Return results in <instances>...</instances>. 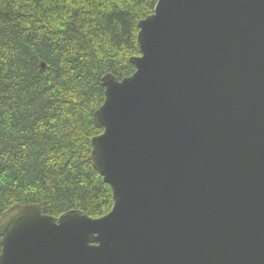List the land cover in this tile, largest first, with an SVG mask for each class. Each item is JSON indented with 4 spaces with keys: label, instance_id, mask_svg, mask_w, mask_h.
<instances>
[{
    "label": "water",
    "instance_id": "95a60500",
    "mask_svg": "<svg viewBox=\"0 0 264 264\" xmlns=\"http://www.w3.org/2000/svg\"><path fill=\"white\" fill-rule=\"evenodd\" d=\"M137 43L93 113L111 209L13 204L0 264H264V0H157Z\"/></svg>",
    "mask_w": 264,
    "mask_h": 264
},
{
    "label": "trees",
    "instance_id": "16d2710c",
    "mask_svg": "<svg viewBox=\"0 0 264 264\" xmlns=\"http://www.w3.org/2000/svg\"><path fill=\"white\" fill-rule=\"evenodd\" d=\"M156 1L0 0V214L33 202L55 217L111 209L91 163L93 113L101 77L133 73L138 22Z\"/></svg>",
    "mask_w": 264,
    "mask_h": 264
}]
</instances>
